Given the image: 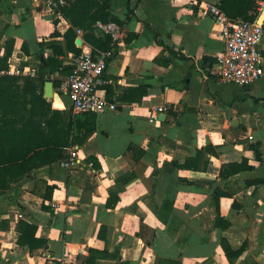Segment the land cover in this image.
<instances>
[{"label": "crops", "instance_id": "0c3cea01", "mask_svg": "<svg viewBox=\"0 0 264 264\" xmlns=\"http://www.w3.org/2000/svg\"><path fill=\"white\" fill-rule=\"evenodd\" d=\"M219 3L114 1L122 24L109 23L119 28L118 50L100 94L117 110L97 114L88 137L75 131L65 161L0 193V264H230L223 238L245 246L234 264H264V75L238 86L212 74L225 43L207 8ZM263 9L264 2L256 20L264 29ZM69 27L42 0H0V59L11 51L8 68L35 76L42 57L46 64L54 56L48 44L64 41ZM79 38L77 47H90ZM260 49L264 57V34ZM62 59L72 67L76 56ZM64 77L47 81L57 92ZM158 107L165 113L151 122ZM243 159L251 170L221 177L223 165ZM255 180L263 183L249 184ZM218 191L226 193L219 203L226 229L216 226ZM21 220L47 244L19 245Z\"/></svg>", "mask_w": 264, "mask_h": 264}, {"label": "trees", "instance_id": "16d2710c", "mask_svg": "<svg viewBox=\"0 0 264 264\" xmlns=\"http://www.w3.org/2000/svg\"><path fill=\"white\" fill-rule=\"evenodd\" d=\"M65 1L66 5L56 9V12L67 20L70 27L64 35V41L48 44L53 49L54 56L49 58L46 64L43 60L40 61L35 76L20 74L0 77L1 194L11 190L36 170L65 161L67 148L71 147L75 140L73 138L75 131L83 132L84 136L88 137L96 130V114H74L71 108L62 103L58 105L52 100L49 101L44 96L45 83L52 74L68 76L72 72V67L66 66L62 58L69 53L76 57L82 53V49L76 46L79 32H82L85 43L94 50L117 52L116 41L110 34L99 31V24L121 25L122 22L112 15L115 0ZM263 2L264 0H220L218 8L230 21L238 19L255 21ZM11 54L9 51L0 59V70L8 69ZM145 94L147 89L143 88L142 96ZM252 148L260 158L257 147ZM198 155H201V152ZM186 166L197 169V166L190 164ZM251 169L248 160L243 159L240 163L223 165L221 177L227 178ZM261 183L262 180L249 182L251 185ZM225 194L222 191L215 193L214 205L218 211L216 226L226 229L230 223L221 217L219 211L220 199ZM51 198L52 188L48 187L45 199ZM115 204L109 201L108 205L113 207ZM17 231L20 233L18 244L30 251L47 244L46 240L36 237L37 226L34 224L21 220ZM220 244L230 264H234L245 251L244 245L234 248L225 238Z\"/></svg>", "mask_w": 264, "mask_h": 264}, {"label": "built area", "instance_id": "2783aa9c", "mask_svg": "<svg viewBox=\"0 0 264 264\" xmlns=\"http://www.w3.org/2000/svg\"><path fill=\"white\" fill-rule=\"evenodd\" d=\"M43 3L56 13V9L66 5L65 0H42ZM216 16L222 25L221 38L225 45L216 57V69L212 74L220 81L238 86H249L259 81L264 75V57L260 49L264 29L257 21L238 19L228 20L217 5L207 8ZM58 13V12H57ZM105 33L114 40L119 36V28L115 24L99 25ZM114 51H98L84 46L80 56L76 57L72 72L61 78L57 92L61 98L70 102L74 114H100L117 110V103L109 102L101 96L100 90L107 83L105 73L108 62ZM23 74L19 68L10 67L0 70V77L5 75ZM165 108L158 107L150 114V121H157ZM76 152L66 161L65 166L74 163Z\"/></svg>", "mask_w": 264, "mask_h": 264}, {"label": "water", "instance_id": "95a60500", "mask_svg": "<svg viewBox=\"0 0 264 264\" xmlns=\"http://www.w3.org/2000/svg\"><path fill=\"white\" fill-rule=\"evenodd\" d=\"M263 13H264V9H263ZM260 21L264 20V14L259 18ZM76 44L78 46H81L82 45V40L79 38L77 39L76 41ZM42 60H44V58L42 57ZM44 96L46 99H49V100H53L56 104L60 105L61 104V96L59 93H57L55 91V88H54V83L53 81L49 80L45 83V88H44ZM166 115H161L159 116V120H163L164 117Z\"/></svg>", "mask_w": 264, "mask_h": 264}]
</instances>
